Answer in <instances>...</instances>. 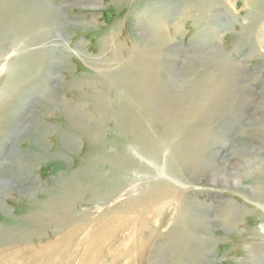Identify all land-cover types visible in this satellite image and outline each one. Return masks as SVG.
I'll list each match as a JSON object with an SVG mask.
<instances>
[{"label":"rangeland","instance_id":"obj_1","mask_svg":"<svg viewBox=\"0 0 264 264\" xmlns=\"http://www.w3.org/2000/svg\"><path fill=\"white\" fill-rule=\"evenodd\" d=\"M19 2L0 6V264H264V0Z\"/></svg>","mask_w":264,"mask_h":264},{"label":"bare ground","instance_id":"obj_2","mask_svg":"<svg viewBox=\"0 0 264 264\" xmlns=\"http://www.w3.org/2000/svg\"><path fill=\"white\" fill-rule=\"evenodd\" d=\"M11 1L13 0H0V6L2 5L3 7L6 5V4H9L11 3ZM24 1V0H23ZM38 3V5L41 7V13H45V17L46 19H49L50 17L55 18V14L52 12V9H50L46 4V0H25V2H28V5H31L33 6V4L35 5L36 2ZM6 2V4H5ZM17 4L20 5V2L19 0H17ZM229 3V2H228ZM206 7V6H205ZM8 10V9H6ZM229 12V11H228ZM17 13H18V10H17ZM263 28V27H262ZM149 29V28H148ZM160 31V30H159ZM259 37V36H258ZM166 39V38H165ZM163 40V39H162ZM165 42V41H164ZM168 51V50H167ZM148 56V55H147ZM147 58V57H146ZM149 59V58H148ZM169 60V59H168ZM143 62V61H142ZM229 64V65H228ZM240 65V64H239ZM226 68H223V67H220L218 72H217V76L216 75H213L211 73V70H207V73H206V76L208 77L209 80L215 78V79H221V80H226V78L230 77L231 75L235 76V74H238L239 72L241 73L240 71V67L235 65V63H227V65L225 66ZM242 67V66H241ZM171 72V71H170ZM170 76V75H169ZM140 77H141V74H140ZM226 77V78H225ZM144 78H145V82L146 83V95L147 97L149 98V103H150V107L152 109V111H155L156 109V105H155V100L152 99L150 97V95H158L159 94V91L157 92V89H155V86H154V83L155 81H157V79L154 77V76H151L147 73L144 72ZM168 78V77H167ZM225 78V79H224ZM168 80V79H166ZM243 81V79H242ZM177 83V82H176ZM218 83V82H217ZM215 83V84H217ZM175 84V83H174ZM212 85V84H211ZM210 85V86H211ZM172 86V84H171ZM149 94V95H148ZM252 106V105H251ZM179 107V106H178ZM248 112V111H247ZM211 115V114H210ZM212 116V115H211ZM245 118V117H244ZM224 149V148H223ZM234 152V151H233ZM232 154V153H231ZM230 154V155H231ZM208 161V160H207ZM218 162V161H217ZM212 163V162H211ZM221 164V163H220ZM151 165V164H150ZM210 166V164H208L207 162H205V164H203V166ZM212 165V164H211ZM226 165V164H225ZM208 166V167H209ZM222 166V165H221ZM228 167V165H227ZM213 168V167H212ZM224 169V168H223ZM212 170V169H211ZM226 171V170H225ZM205 172V171H204ZM224 172V171H223ZM235 172V171H234ZM187 173V172H186ZM219 174V173H218ZM227 176L225 177V180H224V184H228V183H231V182H236V184H238L237 180L234 178L235 176H232L233 175V172H229L227 171ZM224 179V178H223ZM216 180V179H215ZM239 180V179H238ZM247 187V186H246ZM212 224V223H211Z\"/></svg>","mask_w":264,"mask_h":264}]
</instances>
